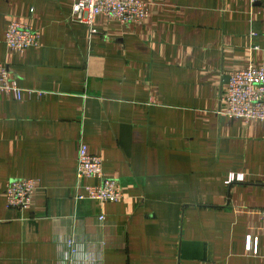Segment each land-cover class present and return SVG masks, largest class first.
<instances>
[{
    "label": "crops",
    "instance_id": "crops-1",
    "mask_svg": "<svg viewBox=\"0 0 264 264\" xmlns=\"http://www.w3.org/2000/svg\"><path fill=\"white\" fill-rule=\"evenodd\" d=\"M147 2L91 33L74 0H0L21 89L0 92V264H264V123L219 114L229 72L264 62V3ZM11 17L36 46L7 48ZM80 143L119 201L74 198ZM17 178L37 181L27 210L6 205Z\"/></svg>",
    "mask_w": 264,
    "mask_h": 264
},
{
    "label": "built area",
    "instance_id": "built-area-1",
    "mask_svg": "<svg viewBox=\"0 0 264 264\" xmlns=\"http://www.w3.org/2000/svg\"><path fill=\"white\" fill-rule=\"evenodd\" d=\"M253 3H264V0H250ZM147 0H74L72 16L79 22L86 24L90 32L97 17H106L122 25L134 26L139 24L147 14ZM39 32L20 17H11L4 34L7 48L13 52H23L29 47L36 46ZM255 49L259 47L255 46ZM264 55V50H262ZM31 92L30 90H27ZM0 92L11 93L15 99H20L21 89L9 77L5 65L0 63ZM220 101L223 108L221 116L243 118L247 121L264 123V62L260 66H248L241 70H232ZM103 160L100 156L91 154L86 145L80 143L76 160V200L82 198L78 189L86 191V197L98 203L119 201L123 197L119 180L109 177L103 172ZM96 179L95 185L83 184V181ZM37 188V181L32 178H17L7 182L4 197L6 205L18 210L29 209ZM99 220L103 216L98 217ZM260 219L264 227V206L260 212ZM67 248L74 253L71 242Z\"/></svg>",
    "mask_w": 264,
    "mask_h": 264
}]
</instances>
